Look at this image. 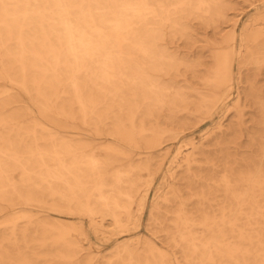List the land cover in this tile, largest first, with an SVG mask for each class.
<instances>
[{
    "label": "bare ground",
    "instance_id": "1",
    "mask_svg": "<svg viewBox=\"0 0 264 264\" xmlns=\"http://www.w3.org/2000/svg\"><path fill=\"white\" fill-rule=\"evenodd\" d=\"M250 5L237 32L228 13L233 0H0V264H89L66 218L83 215L99 227L96 218L108 215L128 232L121 215L128 220L132 212L119 204L122 188L160 172L148 230L169 229L166 238L188 262L264 264V90L256 83L264 66V0ZM191 21L214 34L221 22L231 28L217 45L190 31ZM177 37L205 45L192 59L180 57L166 43ZM182 71L203 86L192 89L196 111L235 109L241 117L253 105L257 128L217 162L204 143L184 138L187 152L178 146L174 168H163V144L181 130L176 111L192 96L162 77ZM238 123L224 133L214 125L215 152L241 134ZM83 131L111 139L90 142ZM201 136L210 139L206 129ZM27 206L64 218L38 221ZM140 242H121L104 264H173L147 240L149 253L135 254ZM50 246L55 254L48 257L36 250Z\"/></svg>",
    "mask_w": 264,
    "mask_h": 264
},
{
    "label": "rangeland",
    "instance_id": "2",
    "mask_svg": "<svg viewBox=\"0 0 264 264\" xmlns=\"http://www.w3.org/2000/svg\"><path fill=\"white\" fill-rule=\"evenodd\" d=\"M257 0H233V4L235 6V9H231L228 11L230 14V17L233 20H238V24L235 27V30L239 32L241 25L247 18L250 16V14L253 12L251 11V5L250 2H254ZM257 3V2H256ZM193 24V28L190 29V31H199L200 37L204 38L208 35L209 38L215 39L217 45L220 44L223 35L225 32L231 28L229 22H225L220 24V32L219 34L212 33L213 30L211 27H203L199 24H197L196 21H191ZM167 46L170 47V51L177 52L180 57H187L191 58L196 54V50L199 46L205 45L203 41H195L192 37L190 38H182L177 37L173 39H167L166 40ZM210 54L209 50L205 52V56H208ZM253 68V67H250ZM257 71V68L255 67L253 72ZM199 76V74H197ZM162 79L167 82H176L178 86H184L188 87L189 89H186L187 93L189 94L190 103L185 107L184 105L181 106L182 110L176 111V119L178 121V125L175 126H181L180 132L178 134V137L176 139H171L163 144L164 149L169 147V153L163 154L164 156V162H163V168H167L170 164L174 168L175 165V151L177 150V147L180 146V150L182 153L185 154L187 152L188 146L185 143H182V140L184 138H192L195 141L199 143H204L202 147L206 150H211L210 156L213 157L216 162L217 158L220 156L227 155L228 152L234 151V146L238 145V143H243V146L245 143H247L248 140H250V134L249 132H252L256 127V125L253 122V119L255 118L257 114L258 108H255L253 105H248L246 108L241 109V117L236 114L235 109H229L226 113H224L225 110H210V112L203 111L199 113L196 111L195 104L198 101V98L194 96L192 93V89L195 87L202 88L203 86L200 84V82L197 81V78L193 76L188 71H182L179 75H176L175 77H170L169 75H164ZM172 79V80H171ZM256 83L258 84V87L264 90V66L260 67V71L258 70V75L256 76ZM237 91L236 88H234L229 97L227 98V103L232 104L235 97H236ZM242 119V120H241ZM239 122V127L242 126L241 134H237V136H228L227 140H233L230 142L227 148L224 147L221 151L218 150L215 152V147L212 144V141L210 140L215 136L214 134V125L216 123H220L221 125V133H224L227 131V128L232 123ZM235 127H237L235 125ZM238 127V128H239ZM254 127V128H253ZM207 130V135L210 138L209 140H202V132L204 130ZM214 129V130H213ZM201 130V131H200ZM256 130V129H255ZM249 131V132H248ZM219 130L217 131V134H220ZM248 132V133H247ZM259 132V131H258ZM216 134V135H217ZM187 135V136H186ZM223 135V134H222ZM83 138L92 141V142H105L110 140L111 138L105 135L102 136H96L93 134V132H87L83 131ZM186 136V137H185ZM213 136V137H212ZM95 137V138H94ZM100 137V138H99ZM235 138V139H232ZM228 142V141H227ZM232 153V152H231ZM161 157V156H160ZM159 158H155L154 162L160 160ZM130 161V160H129ZM153 162V163H154ZM219 162V161H218ZM119 164H122L124 167L129 166L128 160H122L118 162ZM157 164V163H156ZM112 167V166H111ZM155 165L151 166V171L155 172ZM156 177L149 178L147 180H142L141 177L133 178L135 181V184L130 189H124L122 188V195L119 198V204L121 206L130 207V210L132 212V217L128 220L126 219L125 215H121V220L123 223L126 224V229L129 230L128 232L120 233V230L116 228V226L112 223L111 217L108 215H105L103 218L97 217L96 221L97 224H99V227H93L92 224H90L89 219L86 216L79 215V214H73L72 218H66L68 219L65 221L66 224L70 225L73 231V237L80 241L84 245L85 252H88L90 254V257L93 259L89 264H104L107 259L112 258L113 254L115 253V248L118 244L121 242H132V239L136 236L141 238L140 243L134 244L132 246V250L135 254L139 253L141 256L144 254L146 255V252L148 250V244L144 243L145 240L149 241L151 244L156 247H160L162 252L165 256H168L173 264H195L197 263V260H192L191 257H189V262L186 260L188 258H185L182 249L174 247L169 242V239L166 238V233L169 229L164 231L159 230H148L147 229V219L150 215V211L152 208V203L154 201L156 187L161 182L163 173L160 172L158 174H154ZM168 179V176L164 180ZM129 194V196L127 195ZM45 199H48V197H45ZM158 207L160 209L166 208V205L164 204L163 200V194L161 193L160 197L157 198ZM142 203H145V207H142ZM26 209H29L27 212L30 214H33L32 218L39 219L38 221L43 220H53L56 218H64L62 214H59L55 211L50 210L46 207H36V206H27ZM140 218V224L138 225L137 220ZM210 222L213 223L214 220L210 219ZM217 226V225H216ZM34 233H32L33 235ZM130 238V239H129ZM40 256L47 255L51 256V254H55L54 248L51 246L42 249H36ZM62 251L64 254H69V250L65 249V247H62ZM149 253V252H147ZM134 254V255H135ZM103 259H100L102 258ZM87 258V257H84ZM45 261L40 259V264H44ZM63 264H76L75 260L68 259ZM163 264H168V262H163Z\"/></svg>",
    "mask_w": 264,
    "mask_h": 264
}]
</instances>
